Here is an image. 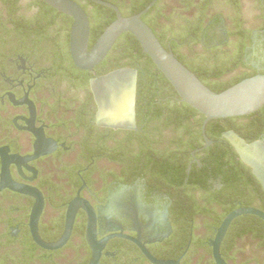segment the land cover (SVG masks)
<instances>
[{
	"label": "flooded vegetation",
	"instance_id": "af4514ba",
	"mask_svg": "<svg viewBox=\"0 0 264 264\" xmlns=\"http://www.w3.org/2000/svg\"><path fill=\"white\" fill-rule=\"evenodd\" d=\"M73 1L88 15L91 39L108 17L95 12L92 0ZM155 5L144 15L148 23L208 85L264 75V0ZM43 12L32 0H0V264L92 262L84 207L63 247L48 250L37 243L32 216L38 193V233L47 244L62 239L70 206L80 200L94 213V242L103 245L99 264H153L137 241L161 261L219 264L215 243L227 216L241 208L264 213L263 183L227 137L232 132L264 148V105L249 115L209 121L205 135V119L201 133L188 132L184 125L197 120L177 111L186 104L180 98L139 95L149 82L141 63L126 66L121 58L104 64L114 45L93 70L77 68L71 56L74 20L60 11L45 19ZM121 69L137 71L135 125L129 128L100 121L92 90L93 79ZM15 184L34 193L18 192ZM259 220L264 222L252 214L233 220L218 246L225 264H264Z\"/></svg>",
	"mask_w": 264,
	"mask_h": 264
},
{
	"label": "water",
	"instance_id": "95a60500",
	"mask_svg": "<svg viewBox=\"0 0 264 264\" xmlns=\"http://www.w3.org/2000/svg\"><path fill=\"white\" fill-rule=\"evenodd\" d=\"M42 1L54 9L70 16L74 20L71 33V56L76 67L81 70L91 71L99 65L123 34L130 33L134 35L141 44L143 51L151 58L156 67L176 90L181 101L188 104L205 117L203 125L204 135L206 125L209 121L249 115L256 112L264 105V75H257L244 79L229 89L221 93H216L207 87L194 72L180 62L171 51L167 50L152 28L143 21V16L155 6L157 0H153L142 12L130 17H124L120 9L111 3L102 0H92L99 5L114 10L117 19L105 29L91 50H89V18L81 6L73 0ZM136 76L137 71L135 70L121 69L92 80V90L101 105L99 119L102 123L112 127H134ZM122 81L126 82L125 86H120ZM120 95L128 99L127 119L123 121L119 120V118L104 119L103 114L106 110L105 98ZM227 137L231 139L244 162L253 167L254 173L264 186V148L259 146L258 143L247 145L243 139L232 132L228 133ZM206 140L208 144L211 143L207 137ZM12 188L25 194L34 193L31 189L17 184ZM36 195L38 203L32 216V230L34 239L37 243L48 250H56L63 247L71 235L75 215L79 207H84L90 216L88 237L93 243L94 249V257L90 264H99L103 245L99 246L94 242L96 238L93 211L87 205H84L82 201L76 200L70 206L64 236L56 243L47 244L40 239L38 233L37 221L43 209V199L40 193ZM245 214L256 215L264 219V213L254 208H241L228 215L218 231L215 243V256L219 264H225L220 258L218 249L220 242L233 220ZM136 243L153 264H179L173 261L158 260L154 258L139 241Z\"/></svg>",
	"mask_w": 264,
	"mask_h": 264
},
{
	"label": "trees",
	"instance_id": "16d2710c",
	"mask_svg": "<svg viewBox=\"0 0 264 264\" xmlns=\"http://www.w3.org/2000/svg\"><path fill=\"white\" fill-rule=\"evenodd\" d=\"M32 1H34L35 4L42 6V9L44 11L42 13V15L44 18L45 17L51 18L52 16L56 17L59 15H63L60 12H58L57 10H55L52 7H50L49 5H47L42 0H32ZM104 1L113 2L111 0H104ZM152 1L153 0H133V2L130 4H126V3L119 4V3H115V2H113V3L116 4L120 8L124 17H130V16H133L135 14L142 12ZM92 5L95 7V12L97 14L106 15L108 17V20L103 21L102 29H100V30L94 29L92 31L91 39H90V50L93 48L94 44L97 42L99 37L105 31V29L112 22H114L116 20V14L114 11L109 10V9H107L101 5H98V4L93 3ZM156 8H157V6L155 5L148 13H151ZM146 17L147 16H143V21L152 28V30L154 31V33L156 34V36L158 37V39L160 40V42L163 45L164 36L156 33V31L153 29L152 25H150L148 23ZM189 33H194V32H191L189 30ZM66 39H67L66 44H65L66 51H67L66 57L72 63L71 58L68 54V51H69L68 50L69 49V36L68 35H67ZM117 53H120V55ZM174 55L188 69H190L192 72H194L197 75V77L207 87H209L212 91H214L216 93H221V92L229 89L230 87L236 85L237 83H239L241 81V80L236 81L237 83L235 82L234 84L228 85V86H218V85L210 86L206 83L205 79L202 76H200L196 71H194L181 56H178L176 53H174ZM121 58L125 60L126 66H134L136 62L141 63V65L143 66V69L149 74V82L147 83L148 86H147L145 91H144V89L141 90V92L139 93L140 96H145L148 98H159V97H161V98H169V97L180 98L179 95L177 94L176 90L173 88V86L167 80V78L156 67V65L153 63L151 58L143 51V48H142L141 44L139 43V41L137 40V38L130 33H125L119 38L117 44H115L113 50L111 51V53L108 55V57L106 58V60L103 63L106 65H109V64L111 65V64H114L116 62V60H119ZM73 68H74L73 69L74 71H76V72L78 71L77 68H75L74 66H73ZM160 86H161V90L159 88ZM179 110H181V111L185 110L186 112H188L190 114V116H193V118H196V120H197V121H195V124L193 126L191 125V127L188 124L186 125L184 123L185 124L184 128L186 130L188 129V132H191L193 130L194 132L201 133V128H202L203 121H204L205 117L187 104H184V106H182L181 109H179V108L177 109V111H179ZM198 118L200 120H198ZM209 127L210 126L208 124L207 130L209 129ZM226 153H227V155H229V154L231 155L229 147H227ZM245 174L250 175V172L245 169ZM259 191L261 192V196H263V193L260 189V186H259ZM248 206H252V205L248 204ZM261 208L264 210V196H263V206H261ZM184 215L186 216L187 214H184ZM259 222L264 223L261 220H259Z\"/></svg>",
	"mask_w": 264,
	"mask_h": 264
},
{
	"label": "bare ground",
	"instance_id": "6f19581e",
	"mask_svg": "<svg viewBox=\"0 0 264 264\" xmlns=\"http://www.w3.org/2000/svg\"><path fill=\"white\" fill-rule=\"evenodd\" d=\"M125 83H126L125 81H122L120 83V86H125ZM105 100H106V102H105L106 110H105V113L103 114L104 119H118L119 118V120H121V121H123L124 119H127V117H128V99L125 96L120 95V96H116V97L105 98ZM111 106L117 112L121 108H123L124 113L127 114V117H124V113H123V115L118 114V117H116V118L115 117H105L107 115L106 113L108 112V109Z\"/></svg>",
	"mask_w": 264,
	"mask_h": 264
},
{
	"label": "rangeland",
	"instance_id": "374dc122",
	"mask_svg": "<svg viewBox=\"0 0 264 264\" xmlns=\"http://www.w3.org/2000/svg\"><path fill=\"white\" fill-rule=\"evenodd\" d=\"M117 111L114 110V108L111 106L109 109H108V112L106 113L107 115L105 117H113L112 115L114 113H116ZM117 113H119L120 115H123L124 113V109L121 108ZM124 117H127V114L124 113ZM116 118V117H115Z\"/></svg>",
	"mask_w": 264,
	"mask_h": 264
}]
</instances>
